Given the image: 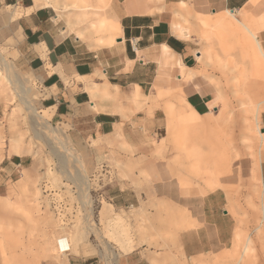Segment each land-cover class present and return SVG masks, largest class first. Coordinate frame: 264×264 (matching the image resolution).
I'll return each mask as SVG.
<instances>
[{
    "label": "rangeland",
    "instance_id": "rangeland-1",
    "mask_svg": "<svg viewBox=\"0 0 264 264\" xmlns=\"http://www.w3.org/2000/svg\"><path fill=\"white\" fill-rule=\"evenodd\" d=\"M19 1L32 3L31 0ZM59 2L60 9L65 10L67 6L66 16L78 25L77 29L89 26L90 22L106 14V5L100 6L97 0H88V5L77 8L68 7L72 0ZM94 2H97L99 14L88 10L94 7ZM241 11L250 12L255 17L264 14V0H258L249 11L248 8ZM83 13L87 14L86 19L77 21ZM176 19L180 30L184 28L192 42L195 55L198 53L201 63H197V68L205 65L199 75L206 77L216 90L214 108L200 118L201 128H188L179 117L176 116L178 123L173 118L177 131L186 134L197 146L187 152L189 155L174 142L162 140L167 132L165 121L171 118L164 105L171 99L168 102H174V108L183 106L181 90L179 94L174 89L167 91L149 104L150 110H162L163 126L156 135L145 131L139 140L146 146L145 151L128 147L122 134L112 141L108 137L88 145L52 116L48 122L62 130L61 141L72 149L74 156L81 157L87 180L77 177L79 167L72 157L68 155L67 158L64 149L54 142L48 131L36 127L35 116L27 113L18 99L9 101L5 93L0 94V149L3 156L11 155L5 152L6 146L20 137L22 131L23 143L28 146L21 164L9 168L11 173H1L0 177V198L18 200L23 205L18 211L9 207L0 209L3 221L0 264H116L117 258L127 253H138L151 264H264V216L261 210L264 198L261 188L254 179L226 182L239 159H258L260 143L263 144L261 152H264V141H260L258 134V130L264 131V103L257 104L264 99V90L257 95L254 73H248L240 83L232 80L233 72L222 67L217 60V57L224 58L228 54L223 56V52H219L215 35H207L213 27L205 26L186 3L180 4ZM60 20L66 23L64 18ZM173 30L178 36L175 25ZM86 32L100 35L93 30ZM208 44L216 47L213 55H206ZM10 46V40L1 44L0 53L13 62L25 87L32 89L31 95H38L40 110L41 94L36 81L18 64V55ZM230 53L238 65L248 66L246 61L242 63L237 48H232ZM24 76L29 79L28 83H25ZM39 133L41 138L37 136ZM102 142L104 146L99 151L95 146ZM212 143L223 155L218 161H207V167L212 169V190L221 193L222 208L230 215L239 239H234L232 234L233 240L221 252L185 258L178 248V226H191L188 212L185 209L178 211V207H171L176 206L172 202L159 199L154 183L165 178L169 179L173 189L181 190L182 195L201 194L193 188L196 186L193 183L185 192L180 180H189L190 176L198 178L192 162L210 154ZM130 163L133 166H127ZM23 176L25 179L22 180ZM84 181L89 184L87 189ZM199 187L202 195L211 191L205 183ZM25 197L30 202H26ZM25 209L27 215L23 212Z\"/></svg>",
    "mask_w": 264,
    "mask_h": 264
},
{
    "label": "crops",
    "instance_id": "crops-1",
    "mask_svg": "<svg viewBox=\"0 0 264 264\" xmlns=\"http://www.w3.org/2000/svg\"><path fill=\"white\" fill-rule=\"evenodd\" d=\"M31 1L0 0V45L10 40V48L18 55V64L35 79L41 94L40 110L38 95L32 96V89L26 84L28 96L44 118L50 122L53 116L88 145L108 137L112 141L122 134L128 147L137 148L136 151L147 150L139 142L140 138L144 137L145 131L156 135L163 126L162 110H150L149 104L173 89L184 94L180 96L183 106L179 108L185 107V101L199 116V121L214 108L215 87L206 77L199 75L205 65L197 68V63H201L198 53L195 55L192 42L184 28L180 30L176 19L180 4L186 3L205 26L213 27L207 35H215L219 52L222 51L223 56L228 54L220 58H230L228 65H223L220 60L218 62L233 72L232 80L240 83L248 73H254L257 78L253 84L257 95L263 93L264 56L244 26L255 33L264 53V14L255 17L250 12L241 11L247 8L249 11L258 0H107L104 5L97 0L100 6L106 5V14L82 29H77L78 25L67 18L66 5L63 10L59 8L61 6L46 4L42 0ZM86 2L85 5H88V0ZM96 5L97 2H94V7L88 9L93 10V14L98 13ZM82 15L77 21L86 19L87 14ZM59 18H64L66 23ZM101 20L107 24L109 21L108 25H113L111 30L103 31ZM174 25L178 36L174 33ZM88 30L100 35H88ZM220 30L222 42L218 37ZM208 46L206 55H213L216 47ZM232 48L238 49L242 63L246 61L248 66L238 65L231 56ZM7 61L13 74L25 87L23 78L15 72L13 62ZM1 74L3 70L0 66V80L5 81ZM24 78L28 83L29 79ZM2 93L9 101L14 100L7 92ZM168 101L164 110L167 113L172 110L178 123L175 113L179 108H174V102ZM262 103L264 99L257 102ZM263 117L264 113V123ZM165 127L168 129L167 120ZM167 133L162 140L178 146L168 138ZM22 135L23 131L20 137L6 146L5 152L10 156H3L0 149L3 157L0 160V177L1 173H11L9 168L20 165L23 153L28 151ZM103 146L102 142L95 148ZM262 147L260 143L258 167L254 158H241L227 175L226 182L254 179L264 198ZM131 165L133 163L127 166ZM189 178V184H195V188L204 185L198 178ZM21 179H25L24 176ZM154 184L157 185L155 190L159 199L172 202L176 206L171 207H178V211L185 209L190 217L191 226H178L180 255L185 258L199 257L219 253L228 247L236 231L230 215L222 208L221 193L209 189L211 191L204 195H182L181 190L173 189L169 179L165 178L155 180ZM116 264L151 263L138 253H127L117 258Z\"/></svg>",
    "mask_w": 264,
    "mask_h": 264
},
{
    "label": "bare ground",
    "instance_id": "bare-ground-1",
    "mask_svg": "<svg viewBox=\"0 0 264 264\" xmlns=\"http://www.w3.org/2000/svg\"><path fill=\"white\" fill-rule=\"evenodd\" d=\"M43 1H45L47 3H51V4L55 5V6H60L61 5L59 0H43ZM100 1H101L102 5H104L107 0H100ZM85 4H87L86 0H72V2L69 3L70 6H84ZM215 20H217V17H216ZM108 24H109V21H108ZM108 24L106 23L105 20H101L100 21V28L103 29V31H109V30H111V28H112L111 26H113V25H108ZM244 27L247 29V31L250 34V36L254 39V42H255L258 50L260 51V54L264 56V53L262 52V49H261L262 47H260L259 41L257 40L255 33L252 32L247 26H244ZM222 35L223 34H221V30H220L219 34H218V37H219L220 41H221V36ZM229 59L230 58H228L227 60H222V59L217 57V60L218 61L220 60V62H223L222 63L223 65H228V63L230 62ZM0 66H1V68L3 70V72H4L1 75H2L3 79L5 80V81L0 80V92L5 91V92H7L8 96H11V99H15V98L18 99L20 101V104L23 106L24 110H26L27 113H30L33 116H35L33 118V122L35 123L36 127L41 129V130H45L46 133H47V131L50 133L48 135L54 140L55 143H57V145H59L61 148L64 149V151L66 152L67 158H68V155L71 156L73 162H75L78 165L79 169H78V172L76 174L77 177L80 176V178L83 177V179L87 180L86 167H85L81 157L80 156L79 157L74 156L72 154V152H73L72 149L70 150V148L68 146L66 147L65 143L61 141L59 136H60L62 130L57 128V127H52L51 124L44 118L42 113L40 114V112L37 110V108L35 107V105L31 101V99L29 98L27 88L24 87L22 85V83L20 82V80L15 76V74H13L12 66L6 60V58H4L1 55V53H0ZM240 76H241V74H240ZM11 91H12V94L10 93ZM184 105H185V107L179 108L176 111L175 115L177 117H179V119L182 122V124L185 125L186 127H188V128L189 127L196 128V126H200V128H201L200 121L198 120L199 116L196 115L192 111V109L189 107V105L185 101H184ZM171 111L172 110H170L168 112V115L171 118H169V117L167 118V128H168L167 129V131H168L167 135H168V138H170V139L174 140L176 143H178L179 149L183 150L185 153L191 152L190 150L192 148H196L197 146H195L194 142L190 138H188L186 136V134H182L179 131H177V129H176L174 123H173L174 113H172ZM258 134H259V137H260V141L263 142L264 141L263 132L261 130H258ZM37 136L39 138L42 137V135L40 133ZM209 149H210V154L207 153L206 156L202 155L201 156L202 160L199 159V158H195L193 160V162H192V166H193V168L197 169V170L194 171L195 176H197L200 181L202 180L203 183L207 184L209 189H213L212 188L213 186L211 185L212 169L207 167V161H212V160L213 161H215V160L218 161V160L223 158V155L219 154L220 150L216 149V144L215 143L210 144ZM187 155H189V153H187ZM254 159H255V166L258 167V160H257V158H254ZM84 182L86 183V187L85 188L87 189L89 187V184L86 181H84ZM181 186H182V189L185 192H187L189 190V187H190L188 180L183 179V181H181ZM193 188H195V187H193ZM195 190L198 191L199 193H203V191L201 190V187H197V188H195ZM24 200H26V202H30L28 197H25ZM2 207H9V208H12V209H14L16 211H18V209H23V205H22L21 202H19L18 200L10 201L7 198L6 199L5 198H0V209ZM261 210H263L262 212H263V216H264V206L261 207ZM23 212H25V215H27V213H26L27 210L26 209H25V211L23 210ZM26 217H28V216H26ZM2 223H3V221H2V219L0 217V230H1V227H2L1 226ZM90 228H92V227H90ZM234 239H236V240L239 239V236H238L237 232L235 233V238ZM250 242L251 241H249V243ZM0 243H1V241H0Z\"/></svg>",
    "mask_w": 264,
    "mask_h": 264
},
{
    "label": "water",
    "instance_id": "water-1",
    "mask_svg": "<svg viewBox=\"0 0 264 264\" xmlns=\"http://www.w3.org/2000/svg\"><path fill=\"white\" fill-rule=\"evenodd\" d=\"M231 11H233V10H231Z\"/></svg>",
    "mask_w": 264,
    "mask_h": 264
}]
</instances>
